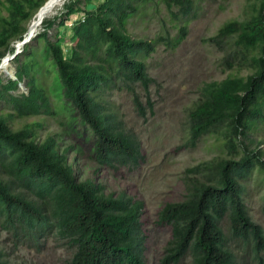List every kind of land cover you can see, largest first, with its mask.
<instances>
[{"label": "trees", "instance_id": "16d2710c", "mask_svg": "<svg viewBox=\"0 0 264 264\" xmlns=\"http://www.w3.org/2000/svg\"><path fill=\"white\" fill-rule=\"evenodd\" d=\"M5 1L7 15H0L2 50L10 39H22L23 22L42 2ZM79 2L82 18L71 27L74 43L65 57L59 38L49 40L45 30L55 20L60 27L79 11ZM90 3L68 2L33 36L34 44L24 43L22 53L11 58L16 62L14 78L4 83L0 79V226L15 240L37 243L55 236L70 252L66 264H147L142 202L124 191L105 192L92 177L80 179L66 148L60 150L52 136L36 139L31 124L13 127L11 122L54 113L55 105L62 112L68 109L91 133L98 167L135 168L143 159L139 142L111 109L108 93L124 90L136 112L143 114L136 88L147 95L151 78L140 57L151 52L155 42L131 37L126 20L150 3L155 9L161 4L172 19L185 18L193 15L197 1L99 0L85 8ZM249 10L241 20L223 22L208 38L234 74L204 83L187 111L183 145L192 147L212 134L228 156L186 169L181 198L160 206L155 223L167 227L168 239L157 264H177L185 257L188 264H244L234 250L249 254L250 264H264V233L250 219L242 199L245 180L255 171L264 215V154L248 147L264 125V0ZM184 36L181 25L177 39ZM23 78L26 92H16ZM146 106L150 110L148 99Z\"/></svg>", "mask_w": 264, "mask_h": 264}, {"label": "rangeland", "instance_id": "374dc122", "mask_svg": "<svg viewBox=\"0 0 264 264\" xmlns=\"http://www.w3.org/2000/svg\"><path fill=\"white\" fill-rule=\"evenodd\" d=\"M44 1L42 0L41 4ZM70 1L64 0L55 11L43 18L26 44H34V40H31L33 36L41 32L47 22L59 15ZM98 1L91 0L85 8H93ZM196 1L193 15L185 18L172 19L161 4L155 9V5L150 3L126 20L125 29L131 37L155 42L153 50L140 57L147 75L151 78L147 95L140 87L136 88L143 105V114L136 112L131 95L124 90L114 89L108 93L111 109L122 121L123 127L139 142L143 159L135 168L119 167L112 170L106 166L98 167L92 158L91 133L68 109L62 112L55 105L54 113H41L11 122L13 127H20L24 123L31 124L30 128L36 139L52 136L60 150L66 148L65 153L72 161L74 171L80 179L92 177L103 184L105 192L115 194L124 191L142 202L141 224L146 235L147 264H157L168 239L167 227L155 223L156 213L164 202L181 198L182 179L187 176L185 170L200 162L228 156L226 148L212 134L203 135L192 147L183 145L188 136L187 111L199 98L200 88L204 83L219 81L234 74V71L222 64V52L208 41V38L223 22L245 18L249 14V6L256 4L258 0ZM50 2L51 0H47L44 11L49 8ZM6 4L5 0H0L2 17L7 15ZM77 6L79 11L64 19L60 27L55 26V20L45 30L49 40L59 38L65 57L69 55L70 47L74 43L71 27L83 11L82 2ZM39 7L23 22L22 35L26 33L32 20L40 15L39 10L37 11ZM181 25H184L185 36L177 39ZM15 41L17 39H10L7 48L0 49V59L3 56H11ZM23 45L18 47L16 54L22 53ZM10 60L11 58L6 68L0 71L2 83L14 78L16 62ZM244 72L245 70H242L240 74ZM23 81L24 78L17 83L16 92H26ZM147 99L151 103L150 110L146 106ZM2 106L0 101V108ZM254 136L256 140L250 142L248 147L256 148L264 154V125L258 127ZM261 194L259 176L254 171L245 180L242 199L250 219L257 223L264 233ZM226 225L223 220L221 226L225 233ZM234 252L239 263L250 264L249 254L246 255L243 250ZM69 253L63 243L53 235L46 240L32 243L30 240H15L10 231L0 226L2 264H66ZM262 259L264 261V254ZM188 262L189 259L185 257L177 264Z\"/></svg>", "mask_w": 264, "mask_h": 264}, {"label": "bare ground", "instance_id": "6f19581e", "mask_svg": "<svg viewBox=\"0 0 264 264\" xmlns=\"http://www.w3.org/2000/svg\"><path fill=\"white\" fill-rule=\"evenodd\" d=\"M49 1V0H48ZM64 0H51L50 4H49V8L47 10L44 11V6L46 4V2L44 3V5L42 6V8L39 10L38 13H40V15L35 18L34 20H32V22L29 24V27H28V30L26 31V33L22 36L23 37H26L27 36V39L33 35V33H35L36 29L38 28V26L40 25L41 21L43 20V18H45L46 16H48L49 14H51L53 11H55V9L57 7H59L62 2ZM61 8V7H60ZM37 13V14H38ZM21 40V39H20ZM20 40H17L15 41L14 43V48L15 49H18V47L22 46L23 44L19 43ZM25 45V44H24ZM23 45V46H24ZM13 51V50H12ZM20 51V50H19ZM10 53V52H9ZM5 57L6 56H3L1 59H0V71L2 72L6 66H7V63H5ZM8 68V67H7Z\"/></svg>", "mask_w": 264, "mask_h": 264}, {"label": "water", "instance_id": "95a60500", "mask_svg": "<svg viewBox=\"0 0 264 264\" xmlns=\"http://www.w3.org/2000/svg\"><path fill=\"white\" fill-rule=\"evenodd\" d=\"M27 41H28V39H27V36H26V37H23V38L19 41V43L24 44V43H26ZM16 52H17V49H14L10 57L6 56V57H5V63H7L8 60H9L10 58H12V57L16 54Z\"/></svg>", "mask_w": 264, "mask_h": 264}, {"label": "built area", "instance_id": "2783aa9c", "mask_svg": "<svg viewBox=\"0 0 264 264\" xmlns=\"http://www.w3.org/2000/svg\"><path fill=\"white\" fill-rule=\"evenodd\" d=\"M78 17H79V18H82V14H80Z\"/></svg>", "mask_w": 264, "mask_h": 264}]
</instances>
